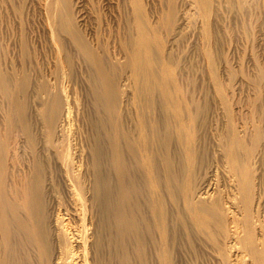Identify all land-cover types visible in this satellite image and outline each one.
<instances>
[{
    "label": "bare ground",
    "instance_id": "obj_1",
    "mask_svg": "<svg viewBox=\"0 0 264 264\" xmlns=\"http://www.w3.org/2000/svg\"><path fill=\"white\" fill-rule=\"evenodd\" d=\"M63 8L51 24L82 58L79 90L68 71L32 85L21 77L10 92L0 78L15 131L0 148V264H174L180 248L184 264H264L254 149L222 134L199 175L194 109L177 81L161 79L169 66L155 26H126L122 72L77 31L69 0Z\"/></svg>",
    "mask_w": 264,
    "mask_h": 264
},
{
    "label": "rangeland",
    "instance_id": "obj_2",
    "mask_svg": "<svg viewBox=\"0 0 264 264\" xmlns=\"http://www.w3.org/2000/svg\"><path fill=\"white\" fill-rule=\"evenodd\" d=\"M69 4L68 16L77 31L99 53L120 60L122 72L128 24L154 25L168 58L169 68L161 79L177 81L184 102L194 109L195 172L202 174L213 162L215 146L224 134L223 139L236 135L250 151L254 149L252 181L264 185V0H69ZM63 5L64 0H0V78L9 92L21 77L32 85L67 71L72 89L79 90L76 77L82 58L70 34L51 24L54 16L64 17ZM152 56L159 59L160 49ZM3 88L0 85V148L3 143L6 152L15 131L10 137V101ZM18 99L27 104L20 92ZM33 107L32 102L19 109L17 126ZM19 127L15 126L16 134ZM18 149L20 161L24 151ZM7 171H0V176ZM178 250L172 253V262L184 264L182 248Z\"/></svg>",
    "mask_w": 264,
    "mask_h": 264
}]
</instances>
